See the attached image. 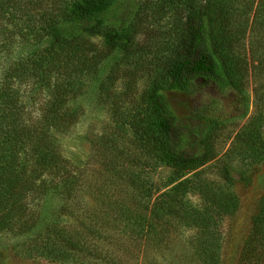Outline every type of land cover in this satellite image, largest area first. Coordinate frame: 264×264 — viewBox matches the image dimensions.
Wrapping results in <instances>:
<instances>
[{
    "label": "trees",
    "instance_id": "16d2710c",
    "mask_svg": "<svg viewBox=\"0 0 264 264\" xmlns=\"http://www.w3.org/2000/svg\"><path fill=\"white\" fill-rule=\"evenodd\" d=\"M132 1L0 0V58L6 62L0 78V235L27 236L30 258L126 264L116 251L102 253L95 245L114 228L106 222L120 219L121 232L146 248H167L173 234L191 229L199 262L218 264L220 225L239 205L237 173L226 166L221 187L196 171L219 155L223 126L247 116L251 76L263 84L257 100L264 99V0H142L126 11ZM144 16L162 20L165 34L151 65L156 82L140 99L133 83ZM130 72L121 92L111 93L119 76ZM94 87L97 102L111 106L114 131L133 137L127 154L105 161L106 181L110 186L118 176L134 191L119 190L107 206L92 208L93 216L83 214L85 224L77 228L62 224V212L82 211L86 196L62 142L84 115L82 100ZM175 94L197 102L181 116L171 100ZM257 144L264 152V138ZM106 148L105 154L119 149ZM140 164L166 166L171 177L158 187ZM100 192L99 198L93 191L91 201L105 199ZM195 194L201 204L188 199ZM241 264H264V201Z\"/></svg>",
    "mask_w": 264,
    "mask_h": 264
},
{
    "label": "rangeland",
    "instance_id": "374dc122",
    "mask_svg": "<svg viewBox=\"0 0 264 264\" xmlns=\"http://www.w3.org/2000/svg\"><path fill=\"white\" fill-rule=\"evenodd\" d=\"M132 3L135 6L132 7V4L128 3L126 11L135 10L138 7L137 4L142 3V0H133ZM123 10L125 11V8ZM153 21L157 20L150 21L146 16L140 17L138 28L140 36L137 39V45L141 51V62L137 66L138 78L134 79L133 84L137 98L140 99L156 82L157 76L152 75L151 65L155 63L158 46L165 34L163 21L157 23ZM247 47L249 48V45ZM5 63V60L0 58V78ZM112 67L113 65L107 66L106 70L110 71ZM131 76V72L120 75L113 84L114 88L111 89V93H120L121 85L124 81L127 82ZM249 81L250 103L247 116L243 119L230 121L223 126V129L218 132V137H220L217 141L219 155L196 171L202 179L212 181L221 187L226 184L223 178V170L226 166L232 167L237 173L238 180L234 184V191L238 196L239 205L232 217L226 218L220 225L222 247L218 264H241L246 240L264 201V152L257 149V143L264 138V121L260 122L261 119L264 120V99L257 100V92L263 87V84L253 76ZM98 95L99 89L94 87L83 98L85 113L62 142L64 156L78 168V174L82 178L81 190L86 196L87 204H80L83 206L82 211L74 214L62 212V215H65L62 218V224H72L77 228L80 223L85 224L86 215L83 214H88L89 217L93 216L95 211L91 209L97 206L100 208L107 206L113 197L119 195V190L122 191V194L124 191H130L129 193L134 191L133 186L128 189L124 188L126 180L118 178V176H113L112 182L115 186L113 184L109 186L106 181L105 161L107 162L109 157L115 155L127 154L131 149L133 137L130 134L125 136L123 133L121 136L120 132L114 131L118 124L110 112L111 106L108 108L99 104L97 102ZM171 100L176 112L181 116L186 114L197 102V98L193 99L181 94L173 95ZM107 140H109V144ZM254 143L255 145H253ZM94 144H97L98 147ZM111 144L119 149H116L115 153H110L107 150L109 154H105L104 148L107 149L106 147ZM138 170L148 173L152 183L161 188L167 184L172 174L171 169L166 166L145 168L140 164ZM193 178H196V175ZM166 189L163 188L160 193ZM93 191L97 192L98 197V192L101 191L106 198L91 201L90 196ZM129 198L131 203L133 199ZM188 199L193 205L201 204L200 197L196 194ZM112 223L114 228L104 232L103 237L101 236L95 245L101 248L102 253H107L106 250L116 251L118 260H122L123 263L201 264L194 252L195 246L192 245V239L195 233L191 229L181 228L178 234H173L172 243L167 248L164 245L156 248L149 245L150 247L146 248L144 242L132 238V236L131 239L127 234L121 232L123 221L118 219V221L106 222L107 225ZM27 239V236L22 237L9 232L2 233L0 235V264H62L36 256L32 258L26 256L24 247Z\"/></svg>",
    "mask_w": 264,
    "mask_h": 264
}]
</instances>
